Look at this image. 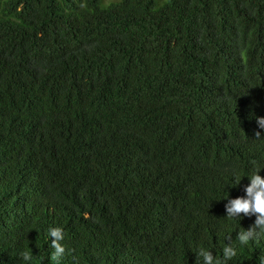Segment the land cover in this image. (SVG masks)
Here are the masks:
<instances>
[{
    "label": "trees",
    "instance_id": "trees-1",
    "mask_svg": "<svg viewBox=\"0 0 264 264\" xmlns=\"http://www.w3.org/2000/svg\"><path fill=\"white\" fill-rule=\"evenodd\" d=\"M260 115L264 0H0V264H261Z\"/></svg>",
    "mask_w": 264,
    "mask_h": 264
},
{
    "label": "clouds",
    "instance_id": "clouds-1",
    "mask_svg": "<svg viewBox=\"0 0 264 264\" xmlns=\"http://www.w3.org/2000/svg\"><path fill=\"white\" fill-rule=\"evenodd\" d=\"M255 119L258 127L264 129V115L257 116ZM256 135L259 136L261 133L257 132ZM262 168L264 167H257L255 171L247 175L250 182L245 186V195L229 199L227 194L224 197L227 199L225 205L227 217L243 220L238 217L240 213L245 215L256 214L255 222L251 227L237 229L236 238L242 245H247L249 241L264 239V177L259 174ZM233 173L238 183L242 176H238L235 170ZM47 236L54 238L51 240V245L54 246L53 256L55 258L61 257L65 253V247L61 243L64 239L63 229L56 226L49 227ZM236 255L237 248L230 243L223 246L222 255L219 259L214 257L207 248L201 247L198 250V256L202 257L201 264H228ZM21 257L27 264H32L33 255L31 251H23ZM261 264H264V259H262Z\"/></svg>",
    "mask_w": 264,
    "mask_h": 264
}]
</instances>
